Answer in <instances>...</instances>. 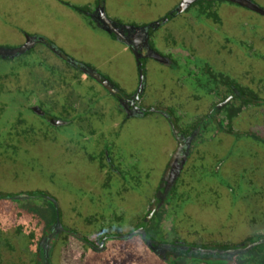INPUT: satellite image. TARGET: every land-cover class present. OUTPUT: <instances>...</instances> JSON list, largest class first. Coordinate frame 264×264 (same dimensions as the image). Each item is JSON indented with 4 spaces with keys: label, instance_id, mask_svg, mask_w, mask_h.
<instances>
[{
    "label": "flooded vegetation",
    "instance_id": "1",
    "mask_svg": "<svg viewBox=\"0 0 264 264\" xmlns=\"http://www.w3.org/2000/svg\"><path fill=\"white\" fill-rule=\"evenodd\" d=\"M24 1L18 23L0 9L19 36L0 45V264H261L264 0H172L143 17L162 1L44 0L130 60V89L106 60L25 29L44 5ZM150 117L160 131L125 137ZM23 175L39 186L2 184Z\"/></svg>",
    "mask_w": 264,
    "mask_h": 264
},
{
    "label": "rangeland",
    "instance_id": "2",
    "mask_svg": "<svg viewBox=\"0 0 264 264\" xmlns=\"http://www.w3.org/2000/svg\"><path fill=\"white\" fill-rule=\"evenodd\" d=\"M41 1H42L41 3L44 5V0H41ZM111 1L121 4L124 0H122V2H120V0H111ZM159 1H162V2L158 4L156 7L150 10L145 9V11L147 12L145 13L138 12L137 14L143 17L148 14L150 16H153L156 13H161L165 10L166 7L169 6L172 0H159ZM13 3L16 4L17 6L12 7ZM111 6L113 5L111 4ZM23 7H29V5L24 0H20L19 2H17L16 0H0L1 13L2 15H7L8 18H6V20L10 21L11 23H18L17 19L22 20V18H19V15H17V12L19 11L20 8H23ZM134 8L135 6L131 9H134ZM31 9L33 13L31 14H29V12H26V13L29 16H31L33 19L28 18L26 20L28 21L26 23H29V26L26 25L25 29H27L28 31H31L32 29H36V30L40 29L42 31L47 32L49 35L55 37V40L61 46V48H63V50L67 51L69 54L73 55L77 59L78 58L83 59L85 62H88L91 65H94L95 68L101 71H104V72H108L109 68H106L104 70L102 67L98 65L99 64L98 61L106 60L108 64L112 66L113 72H119L121 74L119 77L115 76L116 78H113V80L118 85H121L125 89H130L131 87H133L135 79L133 78V70L131 68L130 60L117 58L113 62L110 61V58L112 56L114 55L119 56L118 53H120V51L112 48L114 47L112 43L103 40V38L102 39L94 38V36L92 35H90L89 37H86L87 32L83 29H79L77 26L73 24V22H75V20L73 19V15L69 14L68 16H66L64 11L61 12L60 9L55 7L54 5H52L50 8L45 7V5L43 7L37 5V6H33ZM109 12H110V6H109ZM58 13H63L67 17V19L60 17L59 21L57 22L53 19H46L45 17H43V16L56 15ZM262 20L263 19H261V21ZM22 23H25V22H21L20 24ZM57 23L64 25L61 28V30L57 29ZM65 26H70L71 28L66 29ZM64 27L65 29H63ZM18 37L19 36L15 30H13L11 27L6 26L3 21H0V45L12 46L14 45L13 42L15 43L17 42ZM80 37L85 40L83 44L81 43V41L80 43H78V41L80 40ZM151 74L153 78L152 81L154 83L153 87L151 86L152 90L157 89L158 88L157 69L153 67L151 70ZM262 88H264V86H262ZM263 113H264V110H263ZM161 121L158 119H155L154 117H150L149 120L145 121L143 126L131 125L128 128L129 132L126 133L125 137L127 139L134 140L137 136L142 135V133L145 134L147 131V128L150 129L152 134L155 133L156 130L160 131L159 128H161ZM261 121L262 122L260 123L261 125L260 129L264 133V118ZM162 124H163V121H162ZM156 145L158 146V151H159V148L162 149V139H159ZM42 150H43L42 155H45L47 153L53 154L52 156L57 155L55 149H53V147L51 146L43 147ZM155 151L157 152V148H155ZM74 172L75 171H72V173H70L68 176L69 177L73 176ZM83 176H84L83 174H76L75 179L79 180ZM2 184L5 185L6 190L8 189L17 190L20 188H35L39 186V179L37 177L35 178V177H28V176L23 175V177L19 178L16 182L6 181L5 184L4 182ZM210 218H212V220L215 221L217 219V214L216 213L211 214ZM242 235L243 233L240 234V237ZM219 241L224 242L223 240H219Z\"/></svg>",
    "mask_w": 264,
    "mask_h": 264
},
{
    "label": "trees",
    "instance_id": "3",
    "mask_svg": "<svg viewBox=\"0 0 264 264\" xmlns=\"http://www.w3.org/2000/svg\"><path fill=\"white\" fill-rule=\"evenodd\" d=\"M261 264H264V257H262V262H261Z\"/></svg>",
    "mask_w": 264,
    "mask_h": 264
}]
</instances>
